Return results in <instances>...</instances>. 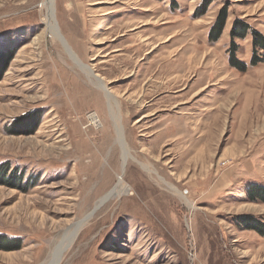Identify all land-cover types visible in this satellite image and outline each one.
<instances>
[{"label": "rangeland", "instance_id": "rangeland-1", "mask_svg": "<svg viewBox=\"0 0 264 264\" xmlns=\"http://www.w3.org/2000/svg\"><path fill=\"white\" fill-rule=\"evenodd\" d=\"M45 3L0 0V264H44L79 221L61 264H264V0H54L116 99L125 167L105 93Z\"/></svg>", "mask_w": 264, "mask_h": 264}, {"label": "bare ground", "instance_id": "bare-ground-1", "mask_svg": "<svg viewBox=\"0 0 264 264\" xmlns=\"http://www.w3.org/2000/svg\"><path fill=\"white\" fill-rule=\"evenodd\" d=\"M46 23L49 27V30L51 31V33H53L57 38L63 41V44H65V47L67 48V51L69 53V55L71 56V58L76 62V64L78 66L81 67V69H83V71L86 73V75L91 79V81L98 87L100 88L106 96V111H109V116L112 118L113 120V124L117 129V133H118V140L120 142V144L123 147V166L125 167L126 164L128 163V159L131 157L130 151H129V147L128 144L125 140L124 137V131H123V126L121 124L120 121V117H118V112L116 113V110L114 109V103H116V99L114 98L113 93H111L109 91V89L107 88L106 84L104 81H102V78H100V76H98V74L94 73V71L87 67L86 65H84L83 63H81V61L79 60V58L77 57V55L71 51V49L68 47L67 43L62 39L61 34H59V30H58V26L55 23V19H54V0H46ZM64 46V45H63ZM66 50V49H65ZM91 120L93 121V123H97V125H99L98 123V118L96 114H93L91 117ZM119 144V145H120ZM121 147V146H120ZM137 161V160H136ZM142 164V163H140ZM142 167L149 173H155L158 175V177L161 179V181H163V183L166 184L167 188L174 193H180L181 197L183 199H185L186 203L188 204V206L190 208H194V205L189 202L185 196L183 195L182 191H180L178 189V187H176L175 185L169 183L168 181H166L161 175H159V173L152 169L151 167H149L148 165H144L142 164ZM124 169V168H123ZM121 179V178H120ZM122 182L121 180H119L112 188L110 191H108L104 196H102V198L99 199V201H97L96 203V207L98 208V206H100L101 203H103L104 201L108 200V199H113L115 197H118L120 195H122V193H125L126 191H128L127 189H125L122 186ZM94 209H92L86 216L89 217L90 215H92V211ZM84 219V218H83ZM86 219V218H85ZM83 222L84 221H79L78 223H74L69 229H67L66 233L64 234L62 240L58 243L57 246H55V248L53 249L49 259L44 263V264H61L62 262V251H64L65 248L69 247L70 244H72V242L74 241V239L77 237V235L79 234L81 227L83 226Z\"/></svg>", "mask_w": 264, "mask_h": 264}, {"label": "trees", "instance_id": "trees-1", "mask_svg": "<svg viewBox=\"0 0 264 264\" xmlns=\"http://www.w3.org/2000/svg\"><path fill=\"white\" fill-rule=\"evenodd\" d=\"M226 18H227V13L225 11V9H223L221 11V13L219 14V17L217 19V21L215 22V24L213 25L212 29L210 30V39L211 41H216L218 40V38L220 37V34L223 31L225 22H226ZM249 26L245 25L243 23H236L235 25V29L233 31V37H240V38H245L248 30H249ZM254 35V54L253 57L251 59V63L253 65L258 64V62L264 61V36L262 34L256 33V31H253ZM236 45L235 42L232 45V53L230 56V61L231 64L233 66H236L238 68H240L241 70H244L246 68V63L239 61L236 58ZM261 50L263 53L262 55H257V51ZM256 187H253L250 191V196L254 199H256V196L254 195L255 193H257V189H255ZM252 192V193H251ZM263 198V197H262Z\"/></svg>", "mask_w": 264, "mask_h": 264}, {"label": "built area", "instance_id": "built-area-1", "mask_svg": "<svg viewBox=\"0 0 264 264\" xmlns=\"http://www.w3.org/2000/svg\"><path fill=\"white\" fill-rule=\"evenodd\" d=\"M93 114H94V113H90V114H89V117L91 118Z\"/></svg>", "mask_w": 264, "mask_h": 264}]
</instances>
